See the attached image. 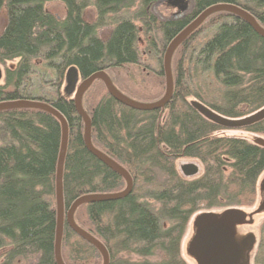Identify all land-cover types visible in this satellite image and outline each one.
<instances>
[{"label":"trees","instance_id":"16d2710c","mask_svg":"<svg viewBox=\"0 0 264 264\" xmlns=\"http://www.w3.org/2000/svg\"><path fill=\"white\" fill-rule=\"evenodd\" d=\"M59 1L66 14L46 7ZM161 0H0L7 23L0 33V102L45 101L67 119L69 143L64 165L65 212L87 194L125 189L124 178L89 151L85 124L74 96L61 90L70 69L81 80L105 70L115 86L139 102L163 97L166 49L173 38L205 9L235 3L264 28V0H194L191 11L160 20L152 6ZM94 7L96 18L86 19ZM111 27L106 37L102 28ZM141 40L144 50L141 49ZM148 55L154 63H144ZM56 77L54 91L31 99L28 83L37 60ZM136 66L121 82L119 70ZM171 100L161 109L137 110L117 101L97 79L83 95L92 120L93 144L120 163L134 180L133 190L116 200L79 206L77 224L98 238L110 264H187L182 240L198 211L252 206L264 174V146L239 130L264 135V119L240 128H226L204 117L199 101L229 118L249 116L264 107V36L242 17L217 11L175 50ZM113 73V75H112ZM151 81L153 83H151ZM130 83L131 85H128ZM54 84V85H55ZM0 264H58L56 180L62 125L37 108L0 110ZM195 158L203 173L188 179L177 162ZM65 264H103L100 251L65 221L62 239ZM254 264H264V223Z\"/></svg>","mask_w":264,"mask_h":264},{"label":"water","instance_id":"95a60500","mask_svg":"<svg viewBox=\"0 0 264 264\" xmlns=\"http://www.w3.org/2000/svg\"><path fill=\"white\" fill-rule=\"evenodd\" d=\"M162 2L167 3L176 10V13L173 17L186 13L194 4V0H161L158 3ZM217 11H227L242 17L259 34L264 36V28L249 11L235 3H218L205 9L169 43L163 62L166 91L163 97L159 100L154 102H139L128 97L115 86L111 77L105 70H100L92 74L90 77L82 80L77 86L73 100L75 102L76 110L82 117L85 124V144L89 151L93 153L99 160L104 162L124 178L126 181V187L120 192L83 195L75 200L67 212H65L63 174L69 143V125L67 119L63 116V114H61V112L45 101L19 99L0 102V110L12 108H37L47 111L57 117L62 125V142L56 180L58 218L55 256L58 264H65L62 256V239L65 221L78 235L93 244L100 251L103 257V264H110V254L106 246L98 238L77 224L75 221V212L79 206L85 203L123 198L132 192L134 186V180L127 169L93 144L92 120L90 115L83 107V95L85 91L95 80L99 79L104 82L111 96L126 106L145 111L163 108L171 100L174 92L175 80L172 71V58L175 50L190 34H192L200 25H202V23L211 14ZM74 71V68L70 70L71 79H73ZM192 105L204 117L226 128L245 127L264 119V107L246 117L229 118L217 113L199 101H193ZM254 143L264 146V138L257 137L254 139ZM196 172H198V167L194 166L190 172H187V174L191 175L195 174ZM262 187L264 188V181ZM262 211H264V201L253 213L249 215L250 219L248 223H253V215L262 213ZM246 217V211L241 208H228L221 214H217L212 211L199 214L195 220L196 234L189 242L188 253L196 258L199 264H238V262L244 258L246 251L251 250L256 242L255 235L252 233H249L243 239L237 234V225L244 223Z\"/></svg>","mask_w":264,"mask_h":264},{"label":"rangeland","instance_id":"374dc122","mask_svg":"<svg viewBox=\"0 0 264 264\" xmlns=\"http://www.w3.org/2000/svg\"><path fill=\"white\" fill-rule=\"evenodd\" d=\"M191 3V2H190ZM47 9L59 16H64L66 14V7L63 3L59 2V1H52L47 3L46 5ZM192 9L191 8L183 15L188 14ZM152 11L153 13L160 19V20H164V19H168V18H173L174 14L176 13V10L174 8H172L171 6H169L167 3L162 2V3H156L152 6ZM86 19L89 21H93L96 18V10L94 7H89L86 10ZM178 16V17H181ZM177 18V17H176ZM7 23V16L6 13L3 11L0 14V33H2V31L4 30L5 26ZM111 31V27H106V28H102L99 30V34L102 37H106ZM140 47L142 50H144V42L141 40L140 43ZM143 61L144 63L150 62V63H154L151 59L150 56L148 55H144L143 57ZM17 62L12 61V62H8L7 66L6 65H2L0 64V70H1V79H0V83H4V76H5V71H6V67H15ZM42 63H44V60L42 58L37 60V65L34 67L32 74L30 76V79L28 81V83H24V86L29 85L30 89H29V93L32 94L31 99L37 98V96L45 94L46 92L49 91H54L57 86L55 84L56 82V77H54V74H52L49 70H44L42 69ZM71 70V69H70ZM69 72L66 75V79H65V83L61 86V90L67 94V92L71 93V95H75L77 86L79 85V83L82 81L79 74L76 72V70L73 73V79H71V73ZM119 78L118 80L123 82L124 81H128V76H130L129 73L135 75L137 78V81L141 82L142 79V70L136 66L130 67L129 70L125 69V70H119ZM113 75V73H112ZM151 83H153L151 81ZM55 84V85H54ZM128 85H131L130 83H128ZM229 134H238V135H245L251 139H255L257 137H263L264 135H255V134H251L248 132H244V131H239V130H232L229 131ZM1 141H0V145H1ZM194 166L198 167V172H196L195 174H187L188 179H194L198 176H200L203 173V165L202 163L195 158H181L178 160L177 162V167L178 170L180 171L181 175L184 176L182 170L183 168L186 169V172H190V170L193 169ZM186 176V174H185ZM184 176V177H185ZM264 176V174H263ZM263 176L261 177L260 181L262 180ZM261 193L258 191V196L256 199V202L250 206V207H242L241 209L246 210L247 212H251L252 210H255L259 204L260 198H261ZM224 210H226V208H219V209H210V210H201L196 212L190 219L189 224L187 226L185 235L183 237L182 240V255L185 258V260L187 261V264H199L198 261L196 260V258H194L193 256H191L188 253V245L189 242L192 240V236L194 234V227H193V221L194 218L204 212L207 211H212L215 212L217 214H221ZM246 212V213H247ZM264 223V212L256 214L254 216V223L252 225L249 226H245L243 228H239V230L244 229L245 233H252L255 235L256 238V243L253 246V250L250 252L251 253V263L254 264V261H252V258L254 260V255L257 253V249H258V245L260 242V237H261V225ZM3 250H0V263H2L3 261ZM30 261H19L18 264H30Z\"/></svg>","mask_w":264,"mask_h":264},{"label":"flooded vegetation","instance_id":"af4514ba","mask_svg":"<svg viewBox=\"0 0 264 264\" xmlns=\"http://www.w3.org/2000/svg\"><path fill=\"white\" fill-rule=\"evenodd\" d=\"M178 16H181V15H176L174 18H176V17H178ZM182 172L184 173L183 175L185 176V174H186V176L185 177H188L187 176V172H186V169L185 168H183V170H182ZM263 181H264V176H263V178H262V180H261V182H260V186H259V192L261 193V198H260V201H259V204H258V206H257V208L261 205V203L264 201V188L262 187V185H263ZM256 208V209H257ZM255 209V210H256ZM255 210H252L251 212H247L246 210V212H247V217L245 218V221H244V223H242V224H239V225H237V227H236V230H237V234H238V236L240 237V238H245L249 233H245L244 232V229H242V230H239V228H243V227H245V226H249V225H252L253 223H254V221H253V223H248V221H249V219H250V217H249V215L251 214V213H253ZM208 212V211H207ZM262 212H264V211H262ZM256 214H254L253 215V220H254V216H255ZM198 216V215H197ZM197 216L194 218V221H193V227H194V234H193V236H192V238L194 237V235L196 234V227H195V220H196V218H197ZM256 243V242H255ZM255 245V244H254ZM259 246V245H258ZM257 246V247H258ZM253 249H251V250H248V251H246V254H245V256H244V258H242L239 262H238V264H252L251 263V251H252ZM252 261H254L253 260V258H252Z\"/></svg>","mask_w":264,"mask_h":264}]
</instances>
